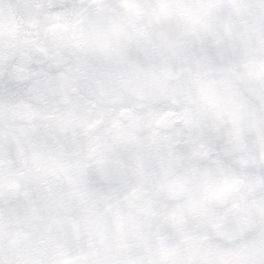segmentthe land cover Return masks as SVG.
<instances>
[{"label":"snow or ice","instance_id":"1","mask_svg":"<svg viewBox=\"0 0 264 264\" xmlns=\"http://www.w3.org/2000/svg\"><path fill=\"white\" fill-rule=\"evenodd\" d=\"M0 264H264V0H0Z\"/></svg>","mask_w":264,"mask_h":264}]
</instances>
